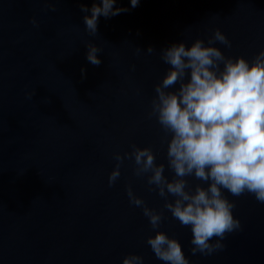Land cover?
Returning <instances> with one entry per match:
<instances>
[{
    "label": "water",
    "instance_id": "obj_1",
    "mask_svg": "<svg viewBox=\"0 0 264 264\" xmlns=\"http://www.w3.org/2000/svg\"><path fill=\"white\" fill-rule=\"evenodd\" d=\"M117 2L128 11L100 17L92 36L80 8L92 0H0V264H122L133 252L162 264L127 188L157 210L163 199L134 174L132 159L108 183L113 154L132 144L150 145L166 164L163 134L147 115L168 67L159 51L207 40L214 28L232 43L227 55L264 47V0ZM88 41L100 48L99 65L85 58ZM230 199L241 227L207 256L192 255L190 230L165 213L161 228L191 264H264V204L248 194Z\"/></svg>",
    "mask_w": 264,
    "mask_h": 264
},
{
    "label": "clouds",
    "instance_id": "obj_2",
    "mask_svg": "<svg viewBox=\"0 0 264 264\" xmlns=\"http://www.w3.org/2000/svg\"><path fill=\"white\" fill-rule=\"evenodd\" d=\"M139 2L129 0V7ZM80 8L85 31L92 36L100 17L128 11L117 0H92ZM231 47L227 35L214 28L207 40L197 36L161 48L160 58L168 67L154 85L147 115L163 134L166 164L157 161L150 145L132 144L130 151L113 154L116 163L108 175L109 186L119 179L121 164L128 158L134 162V174L146 175L149 190L163 199L157 210L130 185L127 188L129 202L142 209L154 230L147 244L162 264H191L181 241L161 228L166 212L190 230L192 255L207 256L222 250L225 235L241 227L230 197L248 194L264 204V47L251 57L227 55L223 49ZM99 52L96 43L87 42L88 63L99 65ZM146 52L153 53V47ZM122 264H145V259L133 252Z\"/></svg>",
    "mask_w": 264,
    "mask_h": 264
}]
</instances>
